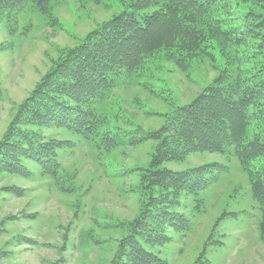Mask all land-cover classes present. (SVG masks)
Instances as JSON below:
<instances>
[{
    "label": "rangeland",
    "instance_id": "rangeland-1",
    "mask_svg": "<svg viewBox=\"0 0 264 264\" xmlns=\"http://www.w3.org/2000/svg\"><path fill=\"white\" fill-rule=\"evenodd\" d=\"M251 8L240 7L238 15L244 17ZM122 10L119 0H49L47 8L26 5L15 11L0 6V140L44 76ZM254 10L264 14V9ZM229 15L223 20L233 28L237 22ZM213 47L205 61L174 68L160 58L139 78L117 83L98 108L109 117L89 139L85 135L90 132L78 129L42 130L44 143L57 144L58 173L45 176L28 161V178L0 175V264H112L118 243L145 216H140L147 199L142 176L132 170L146 167L157 151L152 141L134 146L141 139L136 131L158 130L177 107L191 104L217 78L230 51L227 45ZM82 122L87 126L90 119ZM232 155L200 154L169 166L184 170L220 163L228 169L174 211L188 220V231H170L163 247L151 243L150 252L166 264H264V215L255 204L249 177ZM263 167L264 160L250 165L254 172ZM7 187L24 193L2 192ZM156 212H145L154 237L155 229L163 233ZM19 237L33 244L16 241Z\"/></svg>",
    "mask_w": 264,
    "mask_h": 264
},
{
    "label": "trees",
    "instance_id": "trees-1",
    "mask_svg": "<svg viewBox=\"0 0 264 264\" xmlns=\"http://www.w3.org/2000/svg\"><path fill=\"white\" fill-rule=\"evenodd\" d=\"M48 1L0 0V6L9 11L23 10L26 5L42 9ZM119 1L124 10L66 53L20 104L0 140V175L28 178V161L36 163L45 176L57 175V144L44 143L42 130L78 129L90 132L85 135L89 139L97 134V124L109 117L98 108L117 83L139 78L160 58L174 68L188 67L211 58L212 43L227 45L230 53L222 72L191 104L177 107L156 131H136L141 139L134 146L152 141L157 151L146 167L132 170L142 176L147 199L140 216H145L129 227L112 264H166L150 252L151 243L161 247L170 231H188V220L174 211L181 210L187 197L208 190L228 169L220 163L184 170L170 165L184 164L200 154H233L249 177L255 204L264 215V167L257 172L250 168L264 160V14L254 10L264 9V0ZM242 6L252 7L244 17L238 15ZM224 15L237 25L227 27ZM212 61L217 70L218 60L213 57ZM88 119L84 126L82 120ZM81 124L84 128L80 129ZM18 190L7 187L2 192L24 193ZM146 211H158L155 218L161 235L156 229V237L151 233ZM18 240L33 244L24 237Z\"/></svg>",
    "mask_w": 264,
    "mask_h": 264
}]
</instances>
